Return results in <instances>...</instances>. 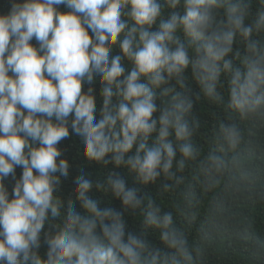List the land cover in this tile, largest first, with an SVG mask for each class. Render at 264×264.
<instances>
[{"label":"clouds","instance_id":"1","mask_svg":"<svg viewBox=\"0 0 264 264\" xmlns=\"http://www.w3.org/2000/svg\"><path fill=\"white\" fill-rule=\"evenodd\" d=\"M189 66L199 98L224 114L201 147L192 139L200 123L190 120ZM84 83L102 86L98 120ZM69 127L87 161L123 167L142 185L159 182L171 203L138 197L109 171L95 185L78 176L82 212L71 201L62 211L54 193L69 164L57 161V145ZM262 138L264 0H12L0 16V264H202L208 243L227 231L231 205L264 171ZM17 166L9 199L3 181ZM93 187L139 211L141 234L125 232L122 212L101 209ZM201 216L189 243L185 230ZM57 220L42 258V230ZM149 229L163 248L145 239ZM234 231L248 242L250 264H264V236Z\"/></svg>","mask_w":264,"mask_h":264},{"label":"trees","instance_id":"2","mask_svg":"<svg viewBox=\"0 0 264 264\" xmlns=\"http://www.w3.org/2000/svg\"><path fill=\"white\" fill-rule=\"evenodd\" d=\"M16 3H22L23 0H15ZM12 0H0V16L7 15L11 9ZM58 10L61 12L66 11L64 5L57 6ZM256 9V4H252V14L254 15ZM165 18L168 13L165 12ZM159 23V20L157 21ZM155 27V25H154ZM91 36V32L89 31ZM33 47H38V43L35 39L30 41ZM239 49L241 55L243 54V48L239 43H234V52ZM113 56L119 54L118 48L113 47ZM126 68L128 67L127 61H122ZM222 83L226 84V78L221 76ZM185 91L193 99V113L190 120H195L200 123V128L193 136V142L197 147L204 146L206 144L207 138L211 135L213 125L218 121L223 119V112L215 105H211L201 98H199V87L192 79L191 67L185 72ZM91 87L93 89L92 95L95 97L97 113L96 118L99 119V109L102 105L101 91L102 86L99 84H87L82 85V92L87 91ZM226 87L224 91L226 92ZM159 106V98L156 101ZM159 115V112L154 113V118ZM155 135V133L153 134ZM264 140V138H262ZM151 144V140L149 141ZM58 149L61 151L62 155L57 158L65 159L69 164V175L67 178L61 177V183L58 186L55 195H58L62 204V211L67 210L69 201H71L78 212H82L80 208L79 201L76 199L74 190L77 185L74 183L75 179L84 175L85 178L90 180L94 185L97 179L101 178L102 175H106L109 171L116 172L122 179L125 180L126 186L129 188H134L137 190L138 197L145 200L147 199H159L163 200L165 203H171L170 197L166 195H161L159 193L160 183L142 185L136 181L134 174L128 172L127 169L123 167L116 168L111 163L107 165L103 170L101 166L87 161L81 154L80 140L79 137L72 132L69 127V136L59 142L57 145ZM262 149H264V144H262ZM135 151V146L133 148ZM261 155H264L262 151ZM260 163V160H257ZM22 174V168L17 166L15 168V178L10 174L3 183L9 192V199L12 198V189L15 185V181L20 178ZM35 174V173H34ZM162 182V178H160ZM89 197L97 202L98 206L103 208H111L118 212H122L124 222H125V232H132L140 235L142 232V225L139 220L136 219L140 216V212L131 213L124 211L121 202L117 198H113L109 195L98 191L93 187L89 193ZM168 210V209H165ZM231 218L227 220L224 224V228L227 230L222 238H217L212 240L206 246V253L202 260V264H250V258L248 256V249L246 241L240 240L235 235L234 229H238L241 226H250V231L253 235L259 234L264 236V171L261 172L260 178L255 185L250 186L245 192L238 195L236 201L231 205L230 209ZM203 217H198L197 221L193 223L190 229L185 230V235L188 237L189 243L195 238L196 230L200 222H203ZM174 225L181 229L184 227V222L182 218L178 216L173 217ZM60 221H53L52 224H46L41 233L40 247L38 249V254L42 258H46L47 245L44 242V233L48 231L55 232L54 225ZM159 233L156 230L149 229L145 236V239L154 247L163 248V245L158 239Z\"/></svg>","mask_w":264,"mask_h":264}]
</instances>
